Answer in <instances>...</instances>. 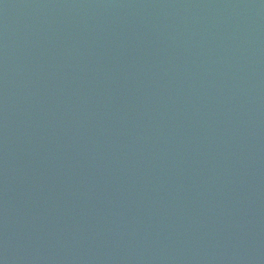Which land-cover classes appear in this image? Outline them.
<instances>
[{"label":"water","instance_id":"95a60500","mask_svg":"<svg viewBox=\"0 0 264 264\" xmlns=\"http://www.w3.org/2000/svg\"><path fill=\"white\" fill-rule=\"evenodd\" d=\"M0 264H264V0H0Z\"/></svg>","mask_w":264,"mask_h":264}]
</instances>
